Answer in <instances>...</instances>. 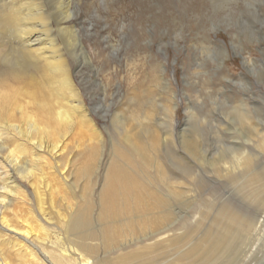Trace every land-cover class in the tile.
I'll return each instance as SVG.
<instances>
[{
    "label": "bare ground",
    "instance_id": "6f19581e",
    "mask_svg": "<svg viewBox=\"0 0 264 264\" xmlns=\"http://www.w3.org/2000/svg\"><path fill=\"white\" fill-rule=\"evenodd\" d=\"M69 1L0 0V264H214L250 232L246 216L214 198L180 233L174 208L202 162L205 177L264 200V130L229 111L239 145L206 159L204 138L186 139L189 165L155 125L151 90L131 89L104 122L57 38L78 34Z\"/></svg>",
    "mask_w": 264,
    "mask_h": 264
},
{
    "label": "rangeland",
    "instance_id": "374dc122",
    "mask_svg": "<svg viewBox=\"0 0 264 264\" xmlns=\"http://www.w3.org/2000/svg\"><path fill=\"white\" fill-rule=\"evenodd\" d=\"M69 7L78 34L57 38L74 69L75 87L106 115L104 122L110 124V113L130 105L131 89L151 90L155 125L169 138L171 153L189 165L181 145L186 139L204 138L206 159L239 145L229 111L244 110L264 130V0H70ZM173 105L169 118L162 107ZM256 160L260 169L264 151L256 152ZM208 169L199 163L190 186L196 192L174 208L176 226L180 233L191 230L198 204L220 199L215 206L223 201L245 215L251 230L232 238L214 264H260L264 200L250 198L224 178L205 177Z\"/></svg>",
    "mask_w": 264,
    "mask_h": 264
}]
</instances>
